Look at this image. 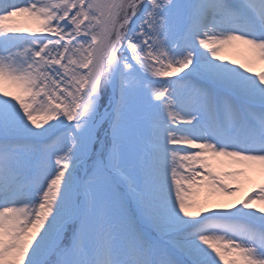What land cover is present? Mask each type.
<instances>
[{
  "label": "snow or ice",
  "instance_id": "1",
  "mask_svg": "<svg viewBox=\"0 0 264 264\" xmlns=\"http://www.w3.org/2000/svg\"><path fill=\"white\" fill-rule=\"evenodd\" d=\"M258 62L264 0H0V264H264Z\"/></svg>",
  "mask_w": 264,
  "mask_h": 264
},
{
  "label": "bare ground",
  "instance_id": "2",
  "mask_svg": "<svg viewBox=\"0 0 264 264\" xmlns=\"http://www.w3.org/2000/svg\"><path fill=\"white\" fill-rule=\"evenodd\" d=\"M235 52H236V50L234 48L228 47L225 49L224 54L228 55V56H232V57L237 58V59H240L241 58L240 55L238 53H235ZM254 68L256 71L264 70V63L258 62L256 65H254ZM247 191H248V188H247V184L245 183L242 191L237 193V197L243 196L244 193ZM237 197L223 196V197H220L219 199H221L224 202H228V201H231ZM258 206H264V205H258Z\"/></svg>",
  "mask_w": 264,
  "mask_h": 264
},
{
  "label": "rangeland",
  "instance_id": "3",
  "mask_svg": "<svg viewBox=\"0 0 264 264\" xmlns=\"http://www.w3.org/2000/svg\"><path fill=\"white\" fill-rule=\"evenodd\" d=\"M235 53H237V52H235ZM252 176H253V179L254 180H259L260 179V173H259V171H256V172L252 173ZM246 184H247V188L248 189L252 187V184L251 183H246Z\"/></svg>",
  "mask_w": 264,
  "mask_h": 264
}]
</instances>
